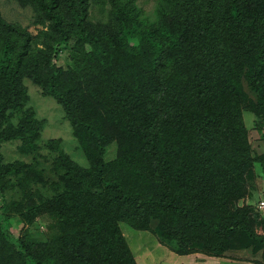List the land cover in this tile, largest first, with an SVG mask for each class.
I'll list each match as a JSON object with an SVG mask.
<instances>
[{"label": "trees", "instance_id": "obj_1", "mask_svg": "<svg viewBox=\"0 0 264 264\" xmlns=\"http://www.w3.org/2000/svg\"><path fill=\"white\" fill-rule=\"evenodd\" d=\"M26 1L36 5L48 31L33 38L0 15V197L24 166H3V142L17 140L32 151L43 129L30 108L12 121L28 100L23 73L38 41L50 74L44 79L29 65L28 75L63 108L93 165L83 168L63 152L54 159L72 187L44 203L61 228L48 253L38 255L15 233L9 213L19 204L0 201V264H137L120 221L143 228L158 221L159 234L180 255L200 245L220 256L237 240L264 248L249 212L227 208L249 194L247 171L264 165V157L249 152L243 119L250 108L264 123V0H203L187 30L158 35L139 31L135 0H111L117 28L99 33L88 23L90 0ZM73 37V66L65 71L60 47ZM133 56L147 66L136 80ZM167 60L172 66L163 77ZM113 142L119 158L109 163ZM215 208L228 216L213 218Z\"/></svg>", "mask_w": 264, "mask_h": 264}, {"label": "rangeland", "instance_id": "obj_2", "mask_svg": "<svg viewBox=\"0 0 264 264\" xmlns=\"http://www.w3.org/2000/svg\"><path fill=\"white\" fill-rule=\"evenodd\" d=\"M217 1L227 4L231 0ZM111 4V0L89 1L88 23L91 27L90 30L99 33L111 27L117 28L116 14ZM135 7L137 8L136 18L139 31L158 35L159 32H170L182 27L187 30L186 25L192 26L194 20L192 17L199 14L205 5L203 0H135ZM164 7L166 10H163ZM214 12L212 10L210 15ZM40 14L32 2L0 0V15L3 22L21 27L33 38H37L41 32L48 31V22H42ZM76 40L77 38L73 37L70 40V46L61 45L60 47L58 64L65 71L70 70L73 66L72 46ZM39 42L33 44V50L26 58L27 65L23 73V87L28 95V100L22 111L12 114V121L16 122L22 115L21 112L30 108L33 109L36 118L42 121L43 129L32 151L24 149L17 140L3 142L1 149L3 166L8 167L14 164H24V166L20 167L18 174L9 177L10 183L7 186L5 198L0 197V201L3 199L10 205L13 202L19 204L10 209L11 225L15 233L24 239L38 255L52 251L54 238L60 236L61 232L59 220L54 216V213L44 209V203L47 199L61 195L72 187L63 181V173L58 172L57 167L55 168L54 159L58 158L60 152H63L83 168H91L93 165L81 149L63 108L53 98L46 96L42 86L28 75L31 72L28 66L36 65L44 79L49 77L50 71L49 68H46L47 63L41 59V52L45 51V47ZM87 49L90 53V49ZM132 58L133 62L140 67L133 77L136 80L144 76L143 71L147 66L140 63V58L135 56ZM163 65L161 72L162 76L166 77L172 63L167 60ZM243 86L249 96L256 100L257 97L251 92L249 86L246 83H243ZM93 97L94 109L97 107V110L99 101L95 95ZM243 119L248 131L249 152L252 158L259 160L260 157H264V123L263 125L257 123L260 118L252 113L250 108L244 109ZM118 158V145L113 142L105 160L113 163ZM244 177L249 194L236 201L231 199L227 208L231 211L247 210L252 218L255 233L264 235V209L260 208L264 203V165L255 163ZM222 209L215 208L211 212L212 217L217 220L227 217L228 214ZM33 211H37V213L33 215ZM217 213L220 215L217 216ZM158 225V221H151L148 227L143 228L136 223L119 222L121 234L137 264H264V248L255 249L254 246H250L242 240L233 241L232 248L220 256H215L214 253L200 245H191L189 247L190 254L180 255L176 252L172 241L166 240L159 234Z\"/></svg>", "mask_w": 264, "mask_h": 264}, {"label": "built area", "instance_id": "obj_3", "mask_svg": "<svg viewBox=\"0 0 264 264\" xmlns=\"http://www.w3.org/2000/svg\"><path fill=\"white\" fill-rule=\"evenodd\" d=\"M262 209H264V203H262V206H261Z\"/></svg>", "mask_w": 264, "mask_h": 264}]
</instances>
